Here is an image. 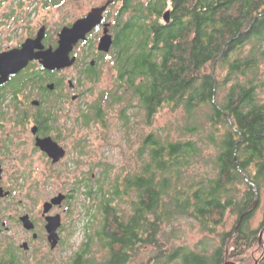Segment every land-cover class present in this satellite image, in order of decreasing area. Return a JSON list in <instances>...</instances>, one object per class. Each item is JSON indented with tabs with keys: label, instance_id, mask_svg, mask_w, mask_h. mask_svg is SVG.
I'll list each match as a JSON object with an SVG mask.
<instances>
[{
	"label": "trees",
	"instance_id": "16d2710c",
	"mask_svg": "<svg viewBox=\"0 0 264 264\" xmlns=\"http://www.w3.org/2000/svg\"><path fill=\"white\" fill-rule=\"evenodd\" d=\"M120 1L109 52L113 87L84 123L106 124L113 113L131 142L134 131L167 109L179 112V124L166 125L178 134L137 132L135 165L113 173L104 164L101 177L88 178L95 227L71 264H141L136 259L145 248L156 264H222L238 217L255 190L259 199L264 194V0ZM252 214L232 236L227 260L247 263L239 257L252 260L261 249L257 264H264L258 243L264 220L250 228ZM182 220L203 234L194 247L173 243ZM94 236L100 262L90 252ZM0 264L22 263L0 253Z\"/></svg>",
	"mask_w": 264,
	"mask_h": 264
},
{
	"label": "rangeland",
	"instance_id": "374dc122",
	"mask_svg": "<svg viewBox=\"0 0 264 264\" xmlns=\"http://www.w3.org/2000/svg\"><path fill=\"white\" fill-rule=\"evenodd\" d=\"M107 0H0V12H9L11 10L15 12L28 13L35 10V17H38L41 23L49 25L52 34L60 31L65 25L72 24L76 19L86 14L92 7L99 6ZM146 1V0H142ZM46 2H55V5H46ZM23 4V9L20 11V7L17 5ZM121 7V1L115 0V3L109 7L108 19L115 18V14ZM35 19V21L37 20ZM101 34V32H100ZM84 53V48L79 46L74 50V54L80 56ZM82 63V61H80ZM74 65L66 68L61 72L55 74V80H64L65 84L59 88V91H65L68 88V82L75 80L79 86L74 92H82V97L78 100H71L70 98L62 99L60 103H57V112L54 113L56 126L61 127L62 130L59 133V143L67 149L66 156L56 166L47 167L44 160L40 161V174L35 177L28 178V183L24 187L23 191L17 194L18 197L23 198L24 202L31 201L34 197L35 201L39 203L40 210L42 211V205L45 201L51 197L57 195L58 192L67 191L75 182L76 179L83 177L84 179L92 177L95 179L100 176L104 164L112 165L114 167L113 173H116L123 168L124 165H135L131 153L138 145L137 132H149L150 130H158L163 134L169 133L172 137L177 136V132L170 130L166 127L171 122L172 125L177 126L179 118V112H171L167 109L162 110L155 118L154 122L150 126H145L134 131L131 135V142H127L123 136L125 130H121L118 126L117 118L113 113H109L110 121L106 124L101 122L91 121L89 124H85L83 115L93 114V109L90 108L95 102L98 101L100 94L104 91H108L113 87L114 72L111 69V59L108 62H100L97 69L99 71V77L96 80H87L80 70L81 64ZM225 68L220 67L218 69L219 77H223L225 74ZM223 91L219 92L221 97ZM37 98V97H34ZM55 102V101H54ZM79 151H77V149ZM81 148V149H79ZM82 150V151H81ZM211 149H206L210 151ZM112 176V174H111ZM114 176V174H113ZM101 177V176H100ZM81 180V179H80ZM34 181L35 185L31 183ZM30 184V185H29ZM96 183H94L95 185ZM28 185L30 187H28ZM70 211H66L63 217V231L62 243L55 249L51 250L50 247L43 243L42 239L39 241V252L36 254L34 262L30 264H71L73 258L87 242V233L93 234L95 223L92 217L88 214L92 213L93 201L88 199L85 192L79 187L75 195V198L68 201ZM121 206H126V201H121ZM91 207V208H90ZM94 207V204H93ZM89 208L90 211L89 212ZM42 220V217L40 218ZM264 220V194L259 199V202L253 214L249 218V227L257 228ZM181 221L182 235L178 240H174V244H188L190 247H194L197 242L201 240L203 234L199 231L198 226L192 225L190 222ZM11 230L6 236V240L16 236L19 232L17 223L9 222ZM232 221L229 220L226 228H231ZM259 237V234H258ZM96 236L93 237V242L90 243L91 256L96 262H100L104 253L98 244L95 242ZM19 240L17 239L16 242ZM219 237H216L212 244H218ZM259 243V239H258ZM264 245V235H263ZM263 247V246H262ZM148 248L142 250L139 254L136 263L141 264H156L150 258L151 254ZM253 259L249 260L246 255L243 259H247V263L242 260L237 262L240 264H252L254 260L259 259L262 255V250L251 252ZM22 264H28L26 258L21 254L15 255Z\"/></svg>",
	"mask_w": 264,
	"mask_h": 264
},
{
	"label": "flooded vegetation",
	"instance_id": "af4514ba",
	"mask_svg": "<svg viewBox=\"0 0 264 264\" xmlns=\"http://www.w3.org/2000/svg\"><path fill=\"white\" fill-rule=\"evenodd\" d=\"M46 5H55V2H46ZM17 6L20 7V11L23 9V4L19 3ZM109 6L103 13L101 23L87 34L85 40L79 41L74 47L75 50L82 46L84 53L80 56L75 54L77 59L70 67L82 61L80 70L87 80H96L94 74L97 68L94 67L110 59V50L103 52L97 49L104 24H109L108 29L113 40L112 29L115 18L112 20L107 18L109 15H106L108 13L106 11ZM117 14L118 12L115 15ZM35 15V10L31 11V9L28 13L13 10L0 12L1 55L21 49L26 42L34 46L41 32L40 43L44 49L57 47L58 32L52 34L49 25L41 23ZM37 51H39L37 48L33 49V52ZM64 69L66 68L47 70L38 59H31L26 67L17 73L10 74L6 81L0 83V253L7 256L21 254L28 264L31 261L34 262L39 252L40 239L51 250H55L62 243L63 217L67 210H71L68 201L75 198L79 187L84 191L88 183V178L76 179L67 191L57 193L63 194V199L60 203L52 204L46 212H44V203L50 201L52 197L43 203L41 211L34 197L31 201L24 202L23 198L17 196L28 183V178L40 174L41 160L45 161L47 167L56 166L67 154V149L58 141L62 128L56 126L53 116L57 112V103L67 98L78 100L82 97V92H74L79 86L76 80L69 81L68 88L64 92L59 91L65 82L62 79L55 80V74ZM50 85L52 88L49 87ZM45 137H51L65 150L64 156L59 161L53 162L52 158L38 145V140ZM31 185H35L34 181ZM56 215L60 218V225L56 229L57 243L54 248H51L46 229V217ZM24 216H27L32 224L30 228L26 227L21 220ZM41 217L42 220H40ZM9 222L17 223L19 227L18 237L14 236L10 242L9 239L6 240L11 230ZM17 239L18 242H16ZM228 261L231 262L230 264H239L235 260ZM255 261L258 263L259 259L254 260L253 263Z\"/></svg>",
	"mask_w": 264,
	"mask_h": 264
},
{
	"label": "water",
	"instance_id": "95a60500",
	"mask_svg": "<svg viewBox=\"0 0 264 264\" xmlns=\"http://www.w3.org/2000/svg\"><path fill=\"white\" fill-rule=\"evenodd\" d=\"M112 3V0H107L99 6L92 7L86 15L76 19L70 26H64L58 33V43L55 49L47 48L44 49L43 45L40 43L41 35L37 37L36 44H30L26 42L23 44L21 49L12 50L10 52L0 54V83L8 79L10 74L17 73L21 69L27 66L28 62L31 59H38L43 68L47 70H60L63 68L70 67L73 65L77 59L75 54H72L74 47L81 40H85L87 34L92 31L94 27L101 23L103 18V13L107 7ZM163 19L165 22H168L170 19V11L165 10L163 13ZM109 24H104V29L102 35L99 38L97 49L99 51L108 52L112 45V35L109 33L108 29ZM37 48L39 51L33 52V49ZM222 54V53H221ZM220 54V56H221ZM219 56V57H220ZM218 57V58H219ZM212 63V73L214 72V65L216 60ZM52 88V85L49 86ZM38 145L43 151H45L49 157L52 158L53 162H57L65 154V150L60 146L56 141L51 137H45L38 140ZM255 190V189H254ZM63 194L59 193L56 196L52 197L50 201L44 203V212L54 203H60L63 199ZM259 202V195L255 190V198L253 202L240 214L237 219V222L233 228L232 234L227 240L225 247V261L222 264H230L228 261V246L232 236L237 232L243 217L253 209L256 208ZM59 216H48L46 217V229L48 232V240L51 243V248H54L57 243V233L56 229L60 225ZM26 227H31V223L28 220L27 216L21 218ZM28 223V224H27ZM263 233L264 225L259 232V246L263 245ZM257 262L255 261L254 264ZM236 264V263H233Z\"/></svg>",
	"mask_w": 264,
	"mask_h": 264
}]
</instances>
